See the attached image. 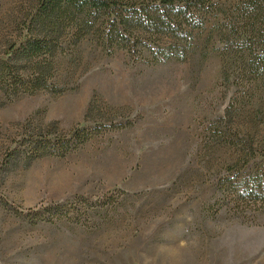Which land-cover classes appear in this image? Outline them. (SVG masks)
Listing matches in <instances>:
<instances>
[{
    "label": "rangeland",
    "instance_id": "374dc122",
    "mask_svg": "<svg viewBox=\"0 0 264 264\" xmlns=\"http://www.w3.org/2000/svg\"><path fill=\"white\" fill-rule=\"evenodd\" d=\"M248 1L210 0L204 28L165 61L90 33L56 59L63 92H0V264H264V206L234 207L216 191L239 158L231 140L264 143V71L241 63L248 50L234 35ZM36 6L0 0V56ZM173 42L159 38L156 53ZM85 123L92 137L63 157L18 154L28 136ZM78 196L107 205L37 224L10 208Z\"/></svg>",
    "mask_w": 264,
    "mask_h": 264
},
{
    "label": "trees",
    "instance_id": "16d2710c",
    "mask_svg": "<svg viewBox=\"0 0 264 264\" xmlns=\"http://www.w3.org/2000/svg\"><path fill=\"white\" fill-rule=\"evenodd\" d=\"M211 7L210 0H37L26 34L0 56V92L7 99L41 91L63 92L53 80L56 59L66 54V45L72 41L80 43L90 33H98L107 46L119 44L131 49L142 42L158 62L178 56L182 48L176 44L186 41L197 28H204V21H197L201 12ZM240 15L234 27L235 41L248 50H242L241 63L250 70L252 63L260 74L264 71V0L248 1ZM243 22L249 28H242ZM161 37L174 41L168 50H163L165 54L156 53ZM254 45L259 46L252 50ZM3 104L0 98V108ZM91 137L87 123L63 136L47 131L28 136L18 154L27 162L45 156L63 157ZM231 141L239 158L225 168L216 191L221 193V200L234 207L248 203L259 209L264 206V143L253 138ZM15 152L11 151L7 161L19 158L18 154L13 156ZM105 205L106 200L78 196L70 202H52L35 209L21 210L13 205L10 208L37 224L88 215L92 209Z\"/></svg>",
    "mask_w": 264,
    "mask_h": 264
}]
</instances>
